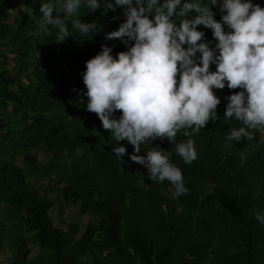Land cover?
<instances>
[{"label":"trees","instance_id":"obj_1","mask_svg":"<svg viewBox=\"0 0 264 264\" xmlns=\"http://www.w3.org/2000/svg\"><path fill=\"white\" fill-rule=\"evenodd\" d=\"M40 4L0 0V264H264V224L254 215L264 211V130L254 141L227 139L239 122L224 120L226 96L238 89H215L218 116L191 137L142 144V153L157 145L170 152L182 169L189 191L177 196L131 161L133 146L117 142L80 99L86 59L102 44L113 54L126 47L105 37L124 9L82 7L79 19L95 20L97 30L80 34L69 20L73 33L55 41V29L39 31ZM188 138L198 152L191 164L175 151ZM117 143L127 149L122 159L112 152ZM55 198L92 218L78 236L72 219L53 224Z\"/></svg>","mask_w":264,"mask_h":264},{"label":"clouds","instance_id":"obj_2","mask_svg":"<svg viewBox=\"0 0 264 264\" xmlns=\"http://www.w3.org/2000/svg\"><path fill=\"white\" fill-rule=\"evenodd\" d=\"M212 5L219 6L220 19ZM101 6L124 9L126 18L105 37L120 38L126 47L113 54L102 44L86 59L80 99L117 142L133 146L130 160L144 165L152 181L167 180L175 195L185 194L189 189L171 153L158 145L142 153L141 146L199 132L217 118L221 98L215 89L225 86L238 89L226 96L223 118L239 122L227 139L254 141V130H264V6L253 0H41L39 31L55 29V41H63L73 33L70 20L80 34L92 35L96 21L82 22L78 13ZM198 25L211 29L215 41L205 39ZM175 151L186 164L198 156L192 138L177 142ZM112 152L122 159L127 149L117 143ZM254 215L264 224V211Z\"/></svg>","mask_w":264,"mask_h":264},{"label":"rangeland","instance_id":"obj_3","mask_svg":"<svg viewBox=\"0 0 264 264\" xmlns=\"http://www.w3.org/2000/svg\"><path fill=\"white\" fill-rule=\"evenodd\" d=\"M19 9H22L21 7H18ZM8 63L7 66H10ZM35 155L38 156V158L43 161V156L41 152H36ZM142 164L140 165V167ZM50 215L53 220V224L62 228H66V224L64 222V219H72L74 224L77 225L78 231L77 236L81 233L83 230V227L87 221L92 220V218L87 214H82L78 210V206L75 204H63L61 200L58 198H55V204L50 209ZM37 246H32V251L36 250ZM2 260V254L0 252V261Z\"/></svg>","mask_w":264,"mask_h":264}]
</instances>
